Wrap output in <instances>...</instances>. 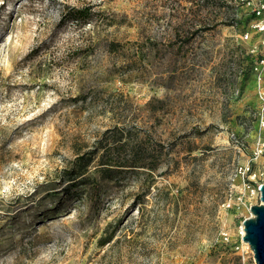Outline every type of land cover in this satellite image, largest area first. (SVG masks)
<instances>
[{
    "label": "rangeland",
    "instance_id": "rangeland-1",
    "mask_svg": "<svg viewBox=\"0 0 264 264\" xmlns=\"http://www.w3.org/2000/svg\"><path fill=\"white\" fill-rule=\"evenodd\" d=\"M262 3L0 0V264H255Z\"/></svg>",
    "mask_w": 264,
    "mask_h": 264
},
{
    "label": "water",
    "instance_id": "water-1",
    "mask_svg": "<svg viewBox=\"0 0 264 264\" xmlns=\"http://www.w3.org/2000/svg\"><path fill=\"white\" fill-rule=\"evenodd\" d=\"M259 203L251 204V215L243 219L242 238L250 245L255 264H264V181L259 186Z\"/></svg>",
    "mask_w": 264,
    "mask_h": 264
},
{
    "label": "built area",
    "instance_id": "built-area-1",
    "mask_svg": "<svg viewBox=\"0 0 264 264\" xmlns=\"http://www.w3.org/2000/svg\"><path fill=\"white\" fill-rule=\"evenodd\" d=\"M256 11H257V14H262L264 12V3H262L261 5H259L256 8ZM255 26L257 27L258 30H263L264 31V19L258 21L255 24ZM259 63L263 66V70L261 72V76L264 77V57H261L259 59ZM259 93H260L261 99H262L263 104H264V86H261L260 87ZM260 125H261V128L264 129V112L260 116ZM260 149H261V151L264 152V142L260 145Z\"/></svg>",
    "mask_w": 264,
    "mask_h": 264
},
{
    "label": "trees",
    "instance_id": "trees-1",
    "mask_svg": "<svg viewBox=\"0 0 264 264\" xmlns=\"http://www.w3.org/2000/svg\"><path fill=\"white\" fill-rule=\"evenodd\" d=\"M78 11L81 13L79 16L81 19H85L89 15L88 12H83V8L78 9Z\"/></svg>",
    "mask_w": 264,
    "mask_h": 264
},
{
    "label": "bare ground",
    "instance_id": "bare-ground-1",
    "mask_svg": "<svg viewBox=\"0 0 264 264\" xmlns=\"http://www.w3.org/2000/svg\"><path fill=\"white\" fill-rule=\"evenodd\" d=\"M242 234L244 233V228L242 227V230H241ZM245 243H248V242H245Z\"/></svg>",
    "mask_w": 264,
    "mask_h": 264
}]
</instances>
